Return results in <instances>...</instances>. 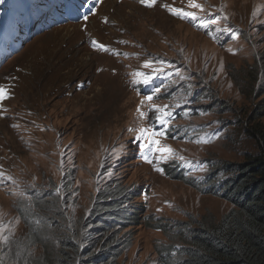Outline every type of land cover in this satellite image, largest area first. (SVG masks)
Masks as SVG:
<instances>
[{
    "label": "rangeland",
    "instance_id": "rangeland-1",
    "mask_svg": "<svg viewBox=\"0 0 264 264\" xmlns=\"http://www.w3.org/2000/svg\"><path fill=\"white\" fill-rule=\"evenodd\" d=\"M196 3L202 7H191L190 0L71 1L74 19H66L61 9L59 16L46 10L30 31L16 26L0 41V86L7 89L0 100V259L5 264H54L66 236L81 253L68 264H158L162 244H184L159 225L217 221L232 207L221 195L172 177L169 166L157 169L183 161L191 168L188 176L202 180L218 162H240L256 151L246 129L256 125L264 104V0ZM173 7L213 14L218 18L213 35H221L219 42L224 36L229 40L220 44L195 31L171 13ZM155 56L181 64L191 74L192 90L206 86L210 92L198 105L210 104L213 96L229 109L217 106L195 120L211 123L193 138L155 137L159 147L172 151L161 154L150 144L149 162L140 148L147 142L141 130H151L152 105L166 103L148 101L135 76L141 69L156 73L158 66L145 67ZM211 117H222L227 127L221 129L222 120ZM161 155L167 160L158 161ZM48 193L54 197L46 200ZM104 200L114 203L105 206ZM132 203L140 211L136 221L109 234L93 231L96 213ZM54 217L57 226L40 229ZM110 244L117 246L118 258L93 259Z\"/></svg>",
    "mask_w": 264,
    "mask_h": 264
},
{
    "label": "trees",
    "instance_id": "trees-1",
    "mask_svg": "<svg viewBox=\"0 0 264 264\" xmlns=\"http://www.w3.org/2000/svg\"><path fill=\"white\" fill-rule=\"evenodd\" d=\"M4 6L5 4H1L0 8ZM180 9L184 12H196L199 22H210L214 19V15L211 13L197 12L185 7ZM185 23L195 28V31L199 30L202 34H208L214 38L210 35L209 29L208 31L198 29L194 22L187 21ZM215 40L223 44L229 38L224 36L221 42L216 38ZM150 62V66L157 64L160 69L165 70L162 79L163 83L168 86V90L159 97L183 104L182 114L177 116L176 122L178 123L180 119H190L188 124H180V126L185 125V128L182 129L185 133L184 139L193 138L194 135L198 136L209 130L211 122L196 124L193 123L195 120L213 113L217 106L220 110L229 109L228 106L221 105L213 96L211 98L214 101L210 104L198 105L205 98L203 94L210 91L206 89L205 85H201L200 90H192L194 83L190 81L191 74L187 73L181 64L159 56L153 57ZM166 75H168L167 79L164 78ZM259 109L256 125H251L246 129V135L255 139L257 149L255 152L245 153L242 161L236 163L218 162L202 180L187 176L185 170L176 161H173L174 164L164 165V167L169 166L168 171L173 175L172 177L189 181L190 185L198 188L201 192L221 195L232 207L217 221L194 220L191 221L193 226H190L188 222L159 225L158 228L164 234H171L172 239L180 238L184 244L177 247L171 243L162 244L158 249L160 254L158 264H264V104ZM215 118L222 120V123L219 124L221 129L227 127L223 123L222 117H211V119ZM228 123L231 124L230 121ZM48 196L49 193L46 194V200L54 197ZM127 199L130 200V198ZM39 200L42 201V199ZM113 203L103 201L105 206ZM115 207L111 206L104 214L96 213L97 222L93 231L103 230L104 233L109 234L119 226L125 225L126 222L136 221L137 215L140 213L133 203L127 208L121 205L114 209ZM50 223H55L57 226L59 221L54 217L40 229ZM31 227V229L37 228L33 223ZM29 231L33 235L32 230ZM116 247V245L110 244L107 248H102V251L93 259L101 258L104 261L109 258H118ZM58 252L60 254L54 264H68L74 256L81 255L79 245L72 236H66L61 240ZM0 264L5 263L0 259Z\"/></svg>",
    "mask_w": 264,
    "mask_h": 264
},
{
    "label": "snow or ice",
    "instance_id": "snow-or-ice-1",
    "mask_svg": "<svg viewBox=\"0 0 264 264\" xmlns=\"http://www.w3.org/2000/svg\"><path fill=\"white\" fill-rule=\"evenodd\" d=\"M140 2L142 4L146 3V2H151V3H155L156 0H140ZM190 4H191V7L193 8H201L202 6L199 4V3H196V0H190ZM173 12L175 13H180V12H183V15L185 16H188V17H191L193 19H196V13L195 12H184L182 9H173ZM83 19L85 21L88 20V15H84L83 16ZM218 22V18L217 19H213L210 21V23L212 24H216ZM205 23V26H207V23L208 22H204ZM223 31H230V29H223ZM95 44V41L93 42ZM101 48H103L104 46L103 45H100ZM151 62H146L145 63V67H148L150 66ZM154 71H162V69H155ZM137 76H143L144 74L143 73H140V72H137L136 73ZM151 76H147L145 77L141 82L144 83V84H147L149 83V81L151 80ZM157 93L160 91L159 88H157L155 90ZM7 92V89H5L4 87L0 86V100L4 99L5 98V93ZM148 101H151L153 99L152 96H148L146 98ZM152 107L154 109H158L159 111L162 112V114H159L156 116V120L159 122L160 125H162L164 128H165V131H156V130H152V131H148V130H141V136L142 138L146 139V143H143L140 145V148L141 150L143 151L145 148H147L150 144H154L156 145V149L155 151L156 152H159L161 154L165 153V152H170L172 151L170 148H164V147H159V145L161 144V141L159 139H155V137L157 136H166L167 135V126H168V117L171 115L169 112L165 111V110H162V109H159V106H156V105H152ZM168 106H165V109L167 108ZM206 142V141H205ZM167 156H158L157 157V160H167ZM145 159H147V157H145ZM180 159H184L183 157H180ZM151 162V161H149ZM159 171H163V169H157ZM0 232H2V229H0Z\"/></svg>",
    "mask_w": 264,
    "mask_h": 264
},
{
    "label": "bare ground",
    "instance_id": "bare-ground-1",
    "mask_svg": "<svg viewBox=\"0 0 264 264\" xmlns=\"http://www.w3.org/2000/svg\"><path fill=\"white\" fill-rule=\"evenodd\" d=\"M46 12V11H45ZM47 15V14H46Z\"/></svg>",
    "mask_w": 264,
    "mask_h": 264
}]
</instances>
